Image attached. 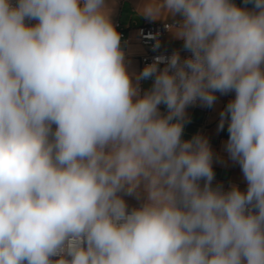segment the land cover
I'll use <instances>...</instances> for the list:
<instances>
[{"label":"clouds","instance_id":"obj_1","mask_svg":"<svg viewBox=\"0 0 264 264\" xmlns=\"http://www.w3.org/2000/svg\"><path fill=\"white\" fill-rule=\"evenodd\" d=\"M244 3L142 0L190 55L134 84L107 0H0V264H264V0ZM230 92L245 191L182 139L187 107Z\"/></svg>","mask_w":264,"mask_h":264},{"label":"crops","instance_id":"obj_2","mask_svg":"<svg viewBox=\"0 0 264 264\" xmlns=\"http://www.w3.org/2000/svg\"><path fill=\"white\" fill-rule=\"evenodd\" d=\"M142 0H107L111 8V19L113 24L120 22L123 27L130 33L132 41L128 44H121V48L125 54V64L129 74L132 76L133 83L136 84V77L143 70L140 64L139 57L144 53L143 47L134 41L135 29L146 24L152 23H168L179 22L180 17H169L167 19L151 20L138 14L137 9ZM234 3L240 7H247L252 9L251 3L245 4L244 0H234ZM178 27V26H177ZM164 51H180L183 48V40L177 38L173 32L169 31L161 45ZM162 69V68H160ZM153 79H141L138 83L140 94L151 89ZM217 100L211 107L204 106L198 102L195 106H189L186 109V123L182 135L183 140H191L194 136L200 135L207 138L211 150L213 152L212 167L215 173L212 181V186H222L223 190L228 191L233 185L238 186L241 191H245L247 183L244 179L240 165L233 161L226 151V142L229 133L227 131V123H225L223 130L219 129L220 112L223 111L228 102L235 97L234 92L222 95L216 93ZM162 114L167 113L166 106L163 104L159 106ZM203 186L204 181H200ZM128 205L129 211L132 208L139 207L143 203V194L137 198L136 194L126 195L121 193Z\"/></svg>","mask_w":264,"mask_h":264},{"label":"built area","instance_id":"obj_3","mask_svg":"<svg viewBox=\"0 0 264 264\" xmlns=\"http://www.w3.org/2000/svg\"><path fill=\"white\" fill-rule=\"evenodd\" d=\"M15 3V0H13ZM31 23V22H30ZM116 30L120 33L121 44H128L133 39L130 33L122 26L120 22L114 23ZM179 22H168V23H152L146 24L135 29L134 41L140 44L144 53L139 57L140 64L145 67L148 64L154 62L157 57L169 58L173 53H179L181 58H185L190 55L186 50L180 51H164L161 49V45L164 41L166 34L169 32V27H177ZM165 64L161 63L159 68H164ZM199 101L190 106H195ZM57 259V258H53Z\"/></svg>","mask_w":264,"mask_h":264},{"label":"rangeland","instance_id":"obj_4","mask_svg":"<svg viewBox=\"0 0 264 264\" xmlns=\"http://www.w3.org/2000/svg\"><path fill=\"white\" fill-rule=\"evenodd\" d=\"M31 23H32V24H34V23H35V21H31Z\"/></svg>","mask_w":264,"mask_h":264}]
</instances>
